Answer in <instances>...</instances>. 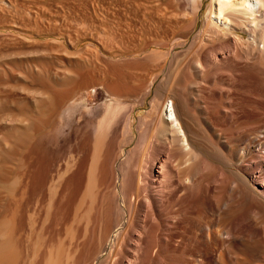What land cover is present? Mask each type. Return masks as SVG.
Wrapping results in <instances>:
<instances>
[{"label": "bare ground", "instance_id": "6f19581e", "mask_svg": "<svg viewBox=\"0 0 264 264\" xmlns=\"http://www.w3.org/2000/svg\"><path fill=\"white\" fill-rule=\"evenodd\" d=\"M176 1L185 19L181 22L185 34L170 45L168 53L178 44L185 45V38L196 32L199 23L200 29L166 82L154 89L149 109L136 125L133 112L146 103L151 81L129 104L118 99L123 93L112 97L97 123L85 120L79 107L70 109L68 137L61 144L70 145L64 170H57L54 181L48 183L41 163L43 170L32 176L30 195L37 200L47 187V200L44 219L21 258L24 264H51L55 252L50 236L69 206L87 197L90 202L84 203L90 210L98 194L109 229L94 258H101V264H264V86L247 89L242 97L234 85L235 75L243 71L264 76V0ZM89 79L86 73H78L71 92ZM111 88L108 92L114 93L116 87ZM71 92H59L60 106ZM35 95L40 101L48 93L39 88ZM57 131L56 143L65 128L60 125ZM134 140L132 149H125ZM34 145L49 156L57 151L47 149L46 139ZM28 185L25 182V188ZM77 215L82 220L87 216ZM9 220L11 225L15 222L5 219L7 227ZM75 226L70 225L73 232ZM69 230L65 236H70ZM2 232L5 238L8 232ZM14 234L18 238L19 233ZM14 239L9 233L1 240L0 264L17 262L21 245ZM24 242L28 246V239Z\"/></svg>", "mask_w": 264, "mask_h": 264}, {"label": "rangeland", "instance_id": "374dc122", "mask_svg": "<svg viewBox=\"0 0 264 264\" xmlns=\"http://www.w3.org/2000/svg\"><path fill=\"white\" fill-rule=\"evenodd\" d=\"M179 8V2L176 0H0V235L3 230L6 233L12 230L8 234L11 233V238L19 241L17 246L21 245L18 247L22 254L16 246L18 251L15 250V252L17 251L19 255H16L18 257L15 258L17 261L15 264L18 260L24 259L23 254L28 251L29 242L34 240L37 226L43 221L42 218L44 219L47 187L43 188L37 200V196H31L29 193L36 173L44 169L47 181H54L57 176L56 171L61 172L62 168L64 170L66 159H68L70 145L61 146V144L62 139L68 137L66 135L69 126L67 118L70 115V109L79 107V113L82 112L85 120L89 122L94 120L97 123L100 120L98 118L101 117L99 115H103V110H106V102L112 101V97H119L118 95L123 93V96L118 99H122L124 103L131 102L134 96L141 93V88L152 82L151 93L147 96L146 103L142 107H136L133 112V123L136 125L137 118L145 115L149 109L151 97L158 88L157 85L160 86L166 82L174 65L183 58V51L191 43L189 41L200 29L199 23L196 32L185 38V45L178 44L173 48L172 53H168L171 44L179 43L177 38L185 34L183 32L185 29L181 28V22L185 19L182 17V9ZM201 11L204 15L205 7ZM245 72L236 74L234 79V85L238 89L239 96L242 97L247 95L245 94L247 89L264 86V83L260 82V80L264 81L262 74L260 76L258 72H255L257 74L252 73L253 71ZM78 73H86L91 81L71 92ZM124 82H127L126 85ZM115 87L114 93L111 91L112 95L109 89L114 90ZM39 88L45 90L46 95L48 93L40 101L35 95ZM66 90L73 94L63 106H60L58 97ZM116 91H120L117 96ZM97 119L98 121H95ZM60 125L63 131L65 128L66 137L59 136L61 139L58 138L59 142L56 143L54 136L57 137ZM80 135L82 133H79L77 138H81ZM39 139H46L47 149L54 151L57 149L58 152L55 151L49 156L41 151L43 153L41 155L34 145ZM135 141L125 149L133 147ZM58 144L59 147H57ZM41 163H43V169H41ZM35 168L37 172H34ZM25 182L26 185L30 183L26 188ZM98 196L94 204L89 205L90 210L92 207L91 211L86 205L90 202L87 197H85L86 200L84 199L85 203L88 201L86 204L77 201L79 203L77 213L84 216L87 214L88 218L87 216L84 220L81 216V219L77 218L79 216L74 210L77 204L75 202L76 204H73L75 206H69L52 236L49 235L54 242H52V252H55L52 256L56 255L54 262L64 258L65 264H101V258L95 261L94 258L101 250V243L108 235L109 229L104 221L101 195L98 194ZM82 198L84 197L80 196L79 199L82 200ZM25 202H29V206ZM80 204L84 210L80 209ZM29 212L30 215H28ZM5 219H12L13 222L19 223L26 221V225L24 223H20L24 226L18 225V222L16 223L18 226L15 222L11 225L9 220L7 227L3 224H6ZM28 221L30 224L33 223V226L36 223L35 226H28ZM70 225L72 228L75 226L73 230L76 231L73 232ZM5 227L7 230H1ZM66 227L70 229V233L68 232L70 236H65L68 231L65 230ZM13 229L14 233H19L18 238L14 237L16 234L12 233ZM23 233L26 235L23 236ZM8 234L5 238L0 236V242L7 239ZM27 239L28 246L25 244L27 241L24 242ZM75 246L78 248L74 249ZM71 249H74V252ZM80 252L83 255H80ZM58 253L63 256H57ZM21 255L22 257H19ZM52 256L51 264H54ZM71 256L72 259L66 262V258ZM60 257H62L61 260Z\"/></svg>", "mask_w": 264, "mask_h": 264}]
</instances>
